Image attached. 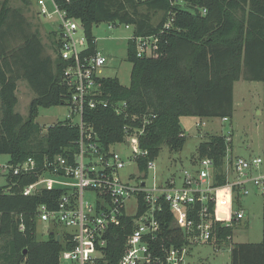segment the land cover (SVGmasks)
Here are the masks:
<instances>
[{
	"label": "trees",
	"instance_id": "obj_1",
	"mask_svg": "<svg viewBox=\"0 0 264 264\" xmlns=\"http://www.w3.org/2000/svg\"><path fill=\"white\" fill-rule=\"evenodd\" d=\"M19 1L23 5L31 3ZM58 1L83 26L88 53L96 50L92 26L98 23L128 24L135 35H148L158 33L170 21L169 27L158 34L156 56L136 57L133 42L127 41L129 85H122L115 77L103 78L102 97L110 104L85 108L82 114L84 124L93 127L105 147L136 134L145 152L135 159L139 171L147 173V163L158 156L161 145L172 151L182 149V116L229 118L233 113L234 82H264V0ZM48 39L51 54L22 10L9 5V0L1 1L0 154L8 155L10 166L32 157L38 167L32 173L13 174L11 168L5 171L6 184L0 185V264H61V251L71 246L64 245L53 231L44 238L37 237L38 205L53 207L64 189L52 186L23 194L24 187L37 179L43 159L67 155L78 138L77 124L67 119L51 124L45 133L35 121L39 107L69 106L71 94L62 79L64 64L54 55L56 32L51 31ZM19 80L34 92L26 117L15 110ZM119 103L124 105L119 107ZM228 149H232L231 142L221 134L209 136L196 147L197 159L207 157L213 162L214 186L226 183L222 165ZM238 194L236 189L233 205L239 203ZM163 207L160 233L153 247L187 243V236L172 222L168 206ZM213 207L214 202L209 200L211 213ZM234 223L226 226L212 222L208 242L227 240ZM132 228L133 218L124 215L108 228L110 260L116 259ZM230 264H264V235L258 243L233 244Z\"/></svg>",
	"mask_w": 264,
	"mask_h": 264
},
{
	"label": "built area",
	"instance_id": "obj_2",
	"mask_svg": "<svg viewBox=\"0 0 264 264\" xmlns=\"http://www.w3.org/2000/svg\"><path fill=\"white\" fill-rule=\"evenodd\" d=\"M51 1L60 19L56 29H52L57 41L54 55L64 64L62 79L71 92L70 112L66 119L77 124L78 138L74 150L67 155L45 157L37 179L23 189L24 195L52 186L64 189L53 207L46 203L38 205L37 223L48 224L58 240L61 238L64 245H71L61 251V264H188L186 257L190 255V247L211 238L212 222L219 221L227 226L244 217L242 208L234 209L232 199L236 189L240 198L248 193L246 182L251 181L264 198L263 158L258 155L243 157L228 149L222 165L226 183L221 186L213 185V162L207 157L198 159L193 173L183 172L181 187H176L172 180L157 183L154 176L150 183L146 182V176L122 179L119 171L125 161L113 148L116 144L105 147L93 127L86 126L82 120L85 108L110 104L108 98L102 97L101 80L105 77L100 75L107 57L97 50L88 53L83 26L67 14L58 0ZM121 25L132 28L127 41L133 42L136 57H152L159 50L158 34L169 27L170 21L164 23L158 33L148 35H135L133 26L128 24L110 23L109 26ZM77 31L82 37L77 36ZM119 107H116L117 111ZM73 115L77 116V121L71 119ZM204 124L202 118L197 117L196 126ZM227 140L231 142L228 136ZM123 142L131 145L129 161L135 162L138 154L145 153L139 147L136 134L125 136ZM37 167V161L32 157L16 166L0 163L2 171L11 168L13 174L32 173ZM147 167L154 169V162L148 161ZM219 197L226 201L223 217L217 210ZM209 200L214 202L212 213L208 208ZM131 202L132 211L127 206ZM163 204L173 215L174 225L187 236V243L177 247L163 244L153 247V241L160 233ZM123 215L133 218V228L126 234L122 250L112 261L107 254L108 228L118 224Z\"/></svg>",
	"mask_w": 264,
	"mask_h": 264
},
{
	"label": "rangeland",
	"instance_id": "obj_3",
	"mask_svg": "<svg viewBox=\"0 0 264 264\" xmlns=\"http://www.w3.org/2000/svg\"><path fill=\"white\" fill-rule=\"evenodd\" d=\"M2 0H0L1 3ZM31 3L23 5L19 0H9V5L22 10L31 29L37 30L47 53L51 54L48 34L56 29L60 19L54 12L51 0H30ZM42 10L39 13V10ZM110 23L101 22L92 26V34L96 40V50L107 57L106 64L101 68L103 77H115L119 82L128 86L130 82L131 63L126 59L127 37L132 28L124 25L109 26ZM77 36L82 37L80 31ZM236 81L233 85V113L227 120L220 117H201L205 122L201 127L196 126L197 117L182 116L180 126L185 135V143L181 150L172 151L163 144L158 156L154 159V169L147 173L139 171L135 162L129 161L132 155L131 145L119 142L114 149L125 161V166L120 169L122 179L127 177H143L150 183L155 177L157 183L172 180L176 187L183 183L184 171L193 173L198 166L196 147L200 141L212 135H226L231 139L233 152L243 157L261 156L264 160V82L261 81ZM17 103L15 110L23 117L27 116L28 105L34 97V92L24 80L17 82ZM70 109L67 105L39 107L35 121L45 133L51 124L66 119ZM77 121V116L71 118ZM8 155L0 154V163L5 164ZM248 193L240 197L234 209L242 208L244 217L232 226L231 236L222 243L204 242L194 243L190 247V255L186 257L188 264H230V247L236 243H258L264 235V198L259 189L251 182H246ZM5 171L0 169V185H5ZM85 198L89 199L87 194ZM132 211V202L128 203ZM63 228H66L63 226ZM70 230L69 228H66ZM49 229L48 224H37V237L44 238ZM65 264V263H64Z\"/></svg>",
	"mask_w": 264,
	"mask_h": 264
},
{
	"label": "bare ground",
	"instance_id": "obj_4",
	"mask_svg": "<svg viewBox=\"0 0 264 264\" xmlns=\"http://www.w3.org/2000/svg\"><path fill=\"white\" fill-rule=\"evenodd\" d=\"M217 210L219 211L220 216H225L226 211V201L224 198L219 197L218 204H217Z\"/></svg>",
	"mask_w": 264,
	"mask_h": 264
},
{
	"label": "crops",
	"instance_id": "obj_5",
	"mask_svg": "<svg viewBox=\"0 0 264 264\" xmlns=\"http://www.w3.org/2000/svg\"><path fill=\"white\" fill-rule=\"evenodd\" d=\"M237 81H241V80H237ZM235 83V82H234Z\"/></svg>",
	"mask_w": 264,
	"mask_h": 264
},
{
	"label": "water",
	"instance_id": "obj_6",
	"mask_svg": "<svg viewBox=\"0 0 264 264\" xmlns=\"http://www.w3.org/2000/svg\"><path fill=\"white\" fill-rule=\"evenodd\" d=\"M82 28V27H81Z\"/></svg>",
	"mask_w": 264,
	"mask_h": 264
}]
</instances>
